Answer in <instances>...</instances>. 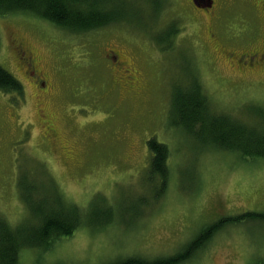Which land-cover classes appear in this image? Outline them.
<instances>
[{"label":"rangeland","instance_id":"374dc122","mask_svg":"<svg viewBox=\"0 0 264 264\" xmlns=\"http://www.w3.org/2000/svg\"><path fill=\"white\" fill-rule=\"evenodd\" d=\"M129 1L128 19L88 31L33 13L0 16V64L25 90L22 97L0 90V215L12 226L29 217L17 186L25 173L49 178L82 209L97 195L115 208L108 226L82 225L49 250L22 249L21 264L155 259L176 253L223 217L264 214V159L203 144L170 124L174 88L191 79L200 80L216 113L253 124L264 111V74L231 68L210 41L240 26L242 5L234 1L213 23L188 0ZM174 25L177 32L162 40ZM15 41L36 55L47 95ZM113 51L130 60V73L111 70ZM150 138L170 149L169 187L159 200L145 183ZM142 197L149 201L138 203ZM184 264H264V219L225 226Z\"/></svg>","mask_w":264,"mask_h":264},{"label":"trees","instance_id":"16d2710c","mask_svg":"<svg viewBox=\"0 0 264 264\" xmlns=\"http://www.w3.org/2000/svg\"><path fill=\"white\" fill-rule=\"evenodd\" d=\"M129 0H0V16L16 12L33 13L53 24L73 31H88L128 19ZM176 27L169 28L162 40H170ZM1 49V34H0ZM0 90L24 95V85L0 64ZM170 124L183 129L206 145L243 157L264 159V111L255 123L216 113L199 79H191L188 86H176L171 100ZM151 159L145 183L154 200L162 198L170 182V149L156 138L147 143ZM46 180V179H45ZM21 198L30 212L28 218L16 226L0 217V264H21L22 249L49 250L64 237L72 236L82 225L103 228L114 221L115 208L107 205L100 195L88 208L69 202L49 178L38 181L22 174L18 180ZM149 200L140 198L138 203ZM264 219V214L248 212L223 217L201 229L197 236L172 255L147 259L129 256L105 264H184L206 248L225 226L243 219ZM36 264H43L38 261Z\"/></svg>","mask_w":264,"mask_h":264},{"label":"flooded vegetation","instance_id":"af4514ba","mask_svg":"<svg viewBox=\"0 0 264 264\" xmlns=\"http://www.w3.org/2000/svg\"><path fill=\"white\" fill-rule=\"evenodd\" d=\"M191 8L196 14L208 17L213 23L224 20L222 11L227 6H232L234 1H239L242 10H239L241 24L234 27L232 33L224 34L222 37L213 34L210 41L213 42L216 50H222L230 62L231 68H240L248 73L261 72L264 74V0H188ZM238 9V8H237ZM230 12V10H227ZM206 14V15H205ZM16 42V41H15ZM222 45V46H220ZM220 47V48H219ZM14 49L19 59L26 65L27 69H31V76L34 78V84L40 87V91L47 95L46 77L38 72L37 57L29 52L25 45L16 42ZM112 56L108 58L112 61L108 62L112 69H124L130 73L133 68L130 60L123 56L121 52H112ZM127 84L134 86L135 79L128 75ZM54 126H51V130Z\"/></svg>","mask_w":264,"mask_h":264}]
</instances>
